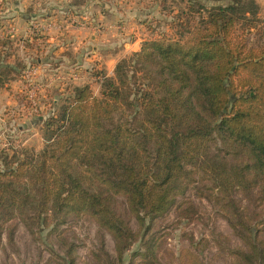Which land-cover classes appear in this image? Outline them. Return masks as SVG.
<instances>
[{
    "label": "trees",
    "instance_id": "obj_1",
    "mask_svg": "<svg viewBox=\"0 0 264 264\" xmlns=\"http://www.w3.org/2000/svg\"><path fill=\"white\" fill-rule=\"evenodd\" d=\"M211 1L223 4L202 5L187 39L147 40L111 77L93 70L99 97L85 84L51 102L42 150H0V230L16 219L53 234L88 218L113 240L114 257L101 245L97 264H124L137 240L129 219L179 211L194 190L239 241L231 264H264V22L255 0ZM144 246L132 256L155 242Z\"/></svg>",
    "mask_w": 264,
    "mask_h": 264
},
{
    "label": "crops",
    "instance_id": "obj_2",
    "mask_svg": "<svg viewBox=\"0 0 264 264\" xmlns=\"http://www.w3.org/2000/svg\"><path fill=\"white\" fill-rule=\"evenodd\" d=\"M143 1L0 0V74L8 70L0 87V136L21 137L22 147L42 150L41 120H32L15 96L27 91L28 68L39 81L38 93L48 98L41 119L49 114V101L69 95L73 87L89 84L99 90L93 70L112 76L118 60L156 37L146 32V14L153 13ZM256 1L262 9L264 0ZM55 72L62 79L52 84L48 78ZM54 93L58 96L51 99Z\"/></svg>",
    "mask_w": 264,
    "mask_h": 264
},
{
    "label": "rangeland",
    "instance_id": "obj_3",
    "mask_svg": "<svg viewBox=\"0 0 264 264\" xmlns=\"http://www.w3.org/2000/svg\"><path fill=\"white\" fill-rule=\"evenodd\" d=\"M255 2L258 5L256 0ZM142 4L153 13L150 15L148 12L145 18L146 32L153 31L156 34L152 39L166 37L185 40L197 26H200L202 18H206L205 11L202 12V5L209 8L210 5L223 3L206 0H144ZM259 10V17L264 22V7L261 9L259 6ZM133 53L135 52L127 54L120 60H128ZM58 75L56 72L53 73L48 82L53 84L57 79L61 80V77L57 78ZM30 79L32 83L39 84L35 78ZM91 90L95 97L100 96V89ZM27 93H17L15 96L22 104L27 105ZM44 93L34 95L40 113L32 116V120L40 119L42 122L40 115L43 114V107L47 105L45 103H48V98L42 97ZM62 94L63 98L68 96ZM51 95V99L58 96L55 93L54 96ZM53 101L50 100V104ZM40 136L42 138V133ZM20 139L21 137L6 139V136H0V150L27 148L21 146ZM182 201L189 204L185 203L186 205L179 211L173 208L153 222L146 220L143 226L134 218L129 219L137 240L126 254L124 264H186L188 258L180 257L183 250L197 256L200 264H231V254L228 250L238 248L240 245L226 221L213 206L199 198L194 190H189L185 197L178 198L177 205ZM186 208L187 212L183 213L182 210ZM148 226L150 229L146 230ZM262 237L264 238V226ZM151 240L155 242L151 254L148 253L143 259L132 256L138 250L142 251L144 244ZM101 245H104L105 251L114 257L113 240L109 235L101 233L97 225L88 218L71 219L53 234H50L47 228L29 231L21 222L14 219L0 230V264H97L95 256L98 255Z\"/></svg>",
    "mask_w": 264,
    "mask_h": 264
},
{
    "label": "built area",
    "instance_id": "obj_4",
    "mask_svg": "<svg viewBox=\"0 0 264 264\" xmlns=\"http://www.w3.org/2000/svg\"><path fill=\"white\" fill-rule=\"evenodd\" d=\"M33 74H34V70L28 68V71L26 72V84H25L27 89L26 92H28L26 95L28 102L27 105L23 104L30 118L35 115L37 116L40 113V108L34 96L36 93L39 92L40 86L34 82L32 83V80L30 78L33 76Z\"/></svg>",
    "mask_w": 264,
    "mask_h": 264
}]
</instances>
